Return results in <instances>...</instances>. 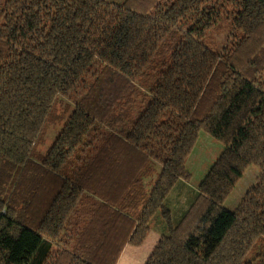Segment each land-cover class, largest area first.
Returning <instances> with one entry per match:
<instances>
[{
	"label": "trees",
	"instance_id": "trees-1",
	"mask_svg": "<svg viewBox=\"0 0 264 264\" xmlns=\"http://www.w3.org/2000/svg\"><path fill=\"white\" fill-rule=\"evenodd\" d=\"M59 98L73 108L34 163ZM122 115L159 171L148 191L92 206L55 173ZM199 132L223 149L171 225L163 201ZM248 165L255 183L224 209ZM38 171L60 180L46 207ZM157 212L166 228L144 264H264V0H0V264H115Z\"/></svg>",
	"mask_w": 264,
	"mask_h": 264
},
{
	"label": "rangeland",
	"instance_id": "rangeland-1",
	"mask_svg": "<svg viewBox=\"0 0 264 264\" xmlns=\"http://www.w3.org/2000/svg\"><path fill=\"white\" fill-rule=\"evenodd\" d=\"M228 30L229 27L226 28V31ZM225 35L224 30L221 35L215 36V42L218 46L223 43ZM73 105L71 99H57L44 129L39 135L31 157L32 162L37 163L38 156L44 154L55 133L61 127L59 121L62 122L67 118ZM137 110V107L133 108L132 114L135 113L136 115ZM126 123L124 115H122L114 127L110 129H108V126L104 127V130L107 131L101 130L99 138L103 137L108 131L113 133L114 136L105 142L101 141V145H99L100 142L96 143L94 141L93 143L97 145L95 149L87 144L90 140L87 139L84 145L77 147L73 157L64 167L55 173L59 179L74 180L78 183L84 190V196H87L89 202L93 203L92 206L97 207L96 203H104L110 205L109 207H117L115 206L117 201L126 197L129 189L136 185H141L143 192L148 191L150 187L148 182L153 181L159 171V165L147 153L126 142L124 138L127 129ZM98 133L99 131H97V135ZM222 149L223 145L219 141L204 132H199L197 140L185 161V169L189 174L188 179L175 183L163 201L164 206L169 211L171 225H175L180 221L194 201L199 182ZM85 167L88 171L85 170ZM34 172L35 169L31 165L24 170L25 177L32 175L31 184L35 180ZM40 172H37L40 175V178H38L40 185L37 192L40 195L42 205L46 207L51 196L58 189L60 180L55 181L52 177ZM257 175L258 169L253 165H248L232 192L224 200L222 207L229 211L234 209L244 193L255 183ZM102 207L104 208V206ZM162 227L166 228L164 220L157 212L150 222L151 230L143 244L151 247ZM139 248L140 246L124 247L118 264H121L123 259L127 257V252Z\"/></svg>",
	"mask_w": 264,
	"mask_h": 264
},
{
	"label": "crops",
	"instance_id": "crops-1",
	"mask_svg": "<svg viewBox=\"0 0 264 264\" xmlns=\"http://www.w3.org/2000/svg\"><path fill=\"white\" fill-rule=\"evenodd\" d=\"M158 238H159V235L157 236L156 241L154 242V244L151 245V247L146 246L145 244H142L139 249H137V250L135 249V250L127 252V257L125 259H123V262L121 264H144V262L146 261V259L150 255L152 249L154 248ZM126 246H129V245H125L124 247H126ZM124 247L122 248V251H123ZM122 251H121V253H122ZM120 256L121 255H119L115 264H118V260H119Z\"/></svg>",
	"mask_w": 264,
	"mask_h": 264
}]
</instances>
